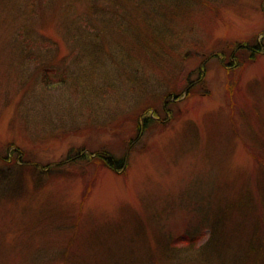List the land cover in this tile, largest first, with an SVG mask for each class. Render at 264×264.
<instances>
[{"label":"rangeland","instance_id":"374dc122","mask_svg":"<svg viewBox=\"0 0 264 264\" xmlns=\"http://www.w3.org/2000/svg\"><path fill=\"white\" fill-rule=\"evenodd\" d=\"M185 1L0 0V264H264V0Z\"/></svg>","mask_w":264,"mask_h":264},{"label":"trees","instance_id":"16d2710c","mask_svg":"<svg viewBox=\"0 0 264 264\" xmlns=\"http://www.w3.org/2000/svg\"><path fill=\"white\" fill-rule=\"evenodd\" d=\"M175 4V6H174ZM172 6L174 7L173 9L175 10V18H177V15H179V17L181 15L184 14L185 10L188 11V3L185 0H178L177 3H174ZM168 17V15H166ZM167 19V18H165ZM173 19V20H174ZM146 24H145V30L143 33L141 34H136V36L138 37H142L143 34H145L143 37L144 39L141 40V44H142V48H144V50L147 52V54L149 53L150 55H155L156 52V48H157V44L158 42L161 44V40H157L159 38V36L157 37V35H155L150 27V23L148 20H145ZM166 24V23H165ZM147 28V30H146ZM163 32H160L161 35ZM135 34V33H134ZM165 36V34H164ZM140 40H138L137 42L139 43ZM130 47V46H129ZM260 44L259 43H254L251 46H248L247 49L250 50V54L248 56V60L249 61H253L256 58V54H258L260 52ZM137 49V46H135L133 43L131 44V49H129L130 51H134ZM244 48H242L241 46H237L233 49V51L231 52V57H234L235 55V51L236 50H243ZM140 50V49H139ZM192 84H188L187 87H191ZM147 118V117H146ZM145 121L146 123H149V118L146 119ZM145 127H147V124L145 125ZM84 158V157H83ZM96 161H99L100 163H102L104 166H106L109 169L112 170H117L120 169L124 166V162H125V157H113L111 155H107L105 153H97L96 154ZM207 201L208 200H204L199 202V204L203 205V203H205L207 205ZM208 206V205H207ZM201 208V207H199ZM198 210L200 212H203L202 209ZM209 209V214H207L206 212H203L201 214V220L200 223L202 224V228L200 227L199 229L195 228L193 230L190 229V231H186L185 233H181L179 235H176L175 237H171L170 240L167 239V237L163 238V242L164 245H166L167 243L172 242L173 240H177V241H181V243L185 244L187 247H190L191 244H195L197 241L200 240V238L202 237V234L204 235V230L206 231L211 230L213 228L212 223H209L208 225L205 223V219H208V216L211 214V210H212V206H208ZM199 227V226H198ZM169 241V242H168Z\"/></svg>","mask_w":264,"mask_h":264}]
</instances>
